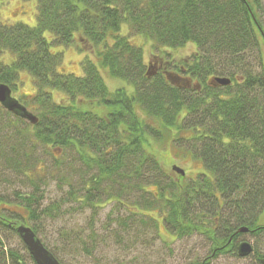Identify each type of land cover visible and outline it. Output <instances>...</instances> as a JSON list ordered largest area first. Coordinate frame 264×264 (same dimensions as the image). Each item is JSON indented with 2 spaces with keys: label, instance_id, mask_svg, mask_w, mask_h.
<instances>
[{
  "label": "trees",
  "instance_id": "16d2710c",
  "mask_svg": "<svg viewBox=\"0 0 264 264\" xmlns=\"http://www.w3.org/2000/svg\"><path fill=\"white\" fill-rule=\"evenodd\" d=\"M36 2L35 26L0 21V84L13 90L20 73L28 72L35 93L15 98L38 121L28 123L1 104L0 113L28 123L26 140L34 146L52 148L64 156L75 153L96 171L85 181L84 195L75 183L70 184V198L96 210L107 193L121 202L119 194H112L114 189L143 191L149 196L131 202L133 209L159 210L162 224L173 236L202 235L211 242L204 264L223 253L238 255L237 241L247 234L238 233L240 228H249L248 234L254 236L263 233L264 0ZM125 25L158 47L178 49L193 43L198 52L191 63L176 67L177 72L171 71L176 69H171L175 63L170 61L155 71L147 68L143 49L122 34ZM47 32L54 36L51 42ZM77 39L103 47L97 62L84 59L83 76L63 71V55L52 51L54 45H77ZM5 52L16 56L13 64L1 61ZM100 68L127 82L134 92H111ZM217 77L229 78L231 84L218 85ZM54 92L63 93L65 100L56 101ZM140 111L165 130L179 131L177 141L186 142L187 152L203 161L211 176L186 180L180 175L177 181L164 172L147 149L149 137H159V132L145 124ZM5 144L2 141L0 149ZM59 177L65 180V175ZM105 182L108 189L100 188ZM33 186L30 195H18L17 205L0 209V246L1 233L19 236L17 226L30 227L27 221L38 217L36 180ZM151 186L157 191L149 190ZM61 210L56 202L41 213L52 217ZM31 228L38 236L36 226ZM1 255L0 264H27L14 251ZM253 255L262 264L264 254L255 250ZM31 260L36 264L32 256Z\"/></svg>",
  "mask_w": 264,
  "mask_h": 264
},
{
  "label": "rangeland",
  "instance_id": "374dc122",
  "mask_svg": "<svg viewBox=\"0 0 264 264\" xmlns=\"http://www.w3.org/2000/svg\"><path fill=\"white\" fill-rule=\"evenodd\" d=\"M0 21L7 24L23 22L35 26L36 0H0ZM121 32L128 36L134 45L143 49L147 68L149 65L155 71L162 63L169 61L175 63L171 69L184 67L186 62H192L198 52L193 43L178 49L158 47L152 41L136 35L127 25L123 26ZM53 37L51 33H46V38L50 42ZM101 50L102 46H94L88 42L80 43L79 39L77 45L52 47L53 52L63 55V71L76 76H83L84 59L97 62V55ZM262 53L264 59V48ZM259 58V54L256 53L257 64ZM15 60L16 56L10 52H5L1 57V61L7 65L13 64ZM100 71L111 92L120 89H124L128 94L134 92L124 80L112 77L102 68ZM171 71L177 72V69ZM12 92L18 99L35 93V84L28 72L20 73V81ZM54 97L58 102L66 98L61 92H54ZM138 114L145 124L153 126L159 132L157 134L159 137H149L150 148L147 149L159 161L164 172L174 176L177 181L180 175L173 170L174 166L186 171V180L197 179L201 174L211 176L206 171L203 161L187 152L186 142L177 141L182 135L179 131L165 130L160 123L145 117L142 111ZM28 123L21 124L12 115L0 113V143L6 142L4 151L3 148L0 149V200L3 201L0 209L17 205L21 201L18 195L33 193L35 191L33 183L36 180L39 190L36 192L39 200L36 205L38 217L28 220L27 223L30 227L36 226L38 237L63 264H191L202 261L211 254V242L202 235L185 238L171 235L161 222L159 210L133 209L131 202L141 196H149L143 191L133 190L131 187L121 192L114 189L112 194H119L122 203L107 193L100 197L101 202L96 210L71 199L70 184L75 183L77 191L84 195L86 192L83 188L84 183L90 180L96 171L78 160L75 153L67 152L64 156L61 151L42 145L34 146L32 141L26 140ZM25 168H31L33 172H27ZM60 175H65L64 181H60ZM108 185L105 182V185L99 187L108 189ZM148 189L157 191L155 186ZM56 202L62 205L61 211L52 217L41 213V210ZM142 203L144 204L143 201ZM150 216L159 222L152 220ZM1 238L3 246H0V254L6 250L14 251L27 264H32L30 253L19 236L5 231L1 233ZM239 240L250 242L258 253L264 254V232L257 236L247 233ZM209 264L259 263L254 255L241 258L231 253H223L212 258Z\"/></svg>",
  "mask_w": 264,
  "mask_h": 264
},
{
  "label": "water",
  "instance_id": "95a60500",
  "mask_svg": "<svg viewBox=\"0 0 264 264\" xmlns=\"http://www.w3.org/2000/svg\"><path fill=\"white\" fill-rule=\"evenodd\" d=\"M178 82L177 79H174ZM214 82L221 86H228L231 84L229 78H215ZM12 89L5 85L0 84V104L6 108L8 111L20 116L21 118L30 121L31 124H36L38 119L27 110L15 97H13ZM173 170L176 171L181 176H186V171L174 166ZM21 240L27 247L30 255L34 259L36 264H62L53 253L48 250L43 244L42 240L36 235L33 229L24 224L18 225L16 228ZM249 228L242 227L238 230V233H248ZM254 253L253 245L248 241H243L239 244L237 248V254L241 258H247ZM264 264V259L262 260Z\"/></svg>",
  "mask_w": 264,
  "mask_h": 264
},
{
  "label": "flooded vegetation",
  "instance_id": "af4514ba",
  "mask_svg": "<svg viewBox=\"0 0 264 264\" xmlns=\"http://www.w3.org/2000/svg\"><path fill=\"white\" fill-rule=\"evenodd\" d=\"M238 241H239V242H238ZM238 241H237V242H238L239 244L242 242V241H240V240H238ZM252 245H253V244H252ZM253 247H254V246H253ZM254 251H255V248H254ZM207 257H208V256H207ZM205 259H206V258H205ZM205 259H204V260H205ZM204 260H202V261H200V262H203V264H204ZM262 260H263V259H262ZM192 263H193V262H192ZM192 263H191V264H192Z\"/></svg>",
  "mask_w": 264,
  "mask_h": 264
}]
</instances>
